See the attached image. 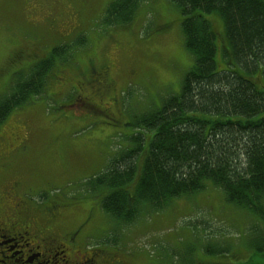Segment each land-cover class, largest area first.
Returning <instances> with one entry per match:
<instances>
[{
	"label": "rangeland",
	"instance_id": "rangeland-1",
	"mask_svg": "<svg viewBox=\"0 0 264 264\" xmlns=\"http://www.w3.org/2000/svg\"><path fill=\"white\" fill-rule=\"evenodd\" d=\"M111 1L0 0V97L10 92L18 70L27 71L53 48L68 45L64 54L55 55L45 92L12 109L0 123V197L17 179L37 212L56 199L67 200L69 206L55 222L57 232L78 229L88 249L115 253L126 264H264V252L253 241L262 234V219L228 202L212 183L159 210L143 204L139 217L127 224L102 207L108 188L90 191L82 186L132 146L133 134L142 132L148 141L128 184L135 190L153 131L137 129L131 122L179 92L193 63L175 2L139 0L131 20L110 24L104 11ZM204 16L216 28V60L218 68L225 69L232 55L224 51L229 47L224 22L216 12ZM103 61L114 77L117 114L95 112L78 122L61 119V109H85L73 105L72 92L65 87L56 94L58 77H63L58 71L69 79L65 85L85 78L89 67ZM3 235L0 264H63L61 246L50 254L40 251L33 263H21L16 252L28 240ZM222 246L228 249L221 251ZM37 251L32 248V254Z\"/></svg>",
	"mask_w": 264,
	"mask_h": 264
},
{
	"label": "trees",
	"instance_id": "trees-1",
	"mask_svg": "<svg viewBox=\"0 0 264 264\" xmlns=\"http://www.w3.org/2000/svg\"><path fill=\"white\" fill-rule=\"evenodd\" d=\"M171 1L180 7L184 44L193 63L179 92L131 122L137 129L153 131L137 186L133 192L128 189L148 141L142 132L133 134L132 146L83 185L90 191L108 188L102 207L125 224L139 217L143 204L159 210L208 183L264 224V0ZM138 3L113 0L104 18L125 24ZM211 12L218 13L225 26L229 47L224 51L232 55L225 69H219L216 60V28L204 16ZM67 48L57 46L27 71L20 70L10 92L0 97V123L12 109L44 93L55 55ZM261 229L253 241L264 252Z\"/></svg>",
	"mask_w": 264,
	"mask_h": 264
},
{
	"label": "flooded vegetation",
	"instance_id": "flooded-vegetation-1",
	"mask_svg": "<svg viewBox=\"0 0 264 264\" xmlns=\"http://www.w3.org/2000/svg\"><path fill=\"white\" fill-rule=\"evenodd\" d=\"M58 73L63 77H58L56 94H60L65 87L72 92L75 100L73 105L85 109L82 113H77L72 108L68 111L61 109L60 118L68 122H78L90 119L95 112L117 114L118 97L115 94L111 66L107 61L89 67L85 78L72 79L65 85L69 79L62 71L59 70ZM15 141L19 142V139L16 138ZM20 144H25V141ZM21 185L20 180L14 179L0 197V238L4 237L3 233L6 232L22 243L25 239L28 240L21 246V250L16 252L21 263H33L41 256V252L50 254L61 246L63 264H80L83 260L87 264H126V261L115 253H106L104 249H88L85 240L79 239L78 229L65 233L57 232L55 222L61 212L69 206L67 200L56 199L48 207L37 212L30 207L21 191ZM4 243L6 241L0 242V246ZM33 247L39 251L32 254ZM13 257L14 255L10 256L11 259ZM17 261L18 259H15V262Z\"/></svg>",
	"mask_w": 264,
	"mask_h": 264
}]
</instances>
